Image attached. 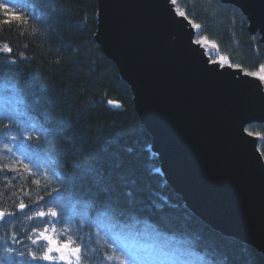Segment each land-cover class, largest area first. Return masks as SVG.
Listing matches in <instances>:
<instances>
[{
    "label": "trees",
    "instance_id": "1",
    "mask_svg": "<svg viewBox=\"0 0 264 264\" xmlns=\"http://www.w3.org/2000/svg\"><path fill=\"white\" fill-rule=\"evenodd\" d=\"M175 4L201 26L196 41L214 42L244 73L260 72L263 46L237 7ZM97 9L96 0H7L0 7V47L12 48L0 54V209L12 213L0 219V264H64L56 254L31 258L47 250L32 240L53 227L56 239L81 248L73 264H264L255 249L194 217L167 184L131 89L96 42ZM34 123L44 135L31 130ZM246 130L259 138L264 158V125ZM93 167L103 175H89ZM101 184L109 195L99 194ZM108 200L122 211H108Z\"/></svg>",
    "mask_w": 264,
    "mask_h": 264
},
{
    "label": "water",
    "instance_id": "2",
    "mask_svg": "<svg viewBox=\"0 0 264 264\" xmlns=\"http://www.w3.org/2000/svg\"><path fill=\"white\" fill-rule=\"evenodd\" d=\"M237 7L264 53V0ZM96 42L130 87L161 173L191 214L264 256V86L211 62L172 0H96ZM214 69V70H213Z\"/></svg>",
    "mask_w": 264,
    "mask_h": 264
},
{
    "label": "snow or ice",
    "instance_id": "3",
    "mask_svg": "<svg viewBox=\"0 0 264 264\" xmlns=\"http://www.w3.org/2000/svg\"><path fill=\"white\" fill-rule=\"evenodd\" d=\"M172 3L175 4L176 0H172ZM0 7L7 9V0H4L3 3H0ZM180 16H185L184 12H179ZM13 18L17 21H21V17L19 15H15V13H13ZM10 21H5V23H8ZM23 23H26L27 20L22 21ZM195 29L199 30L201 28V26L199 24H194L193 25ZM197 44L200 43H204L205 45L207 44H211V47L213 49H215L217 47V45L214 42H208L206 40V38H202L200 40L196 41ZM12 53V48H10L7 44H4L2 47H0V54H10ZM21 56H23V53L20 54ZM10 63L15 64L16 60L12 59L10 61ZM214 63L217 64H225L226 67H232V68H240L241 65H237V64H233L229 61V58L226 56H221L219 58L218 61H214ZM214 70V69H213ZM260 71L264 72V65L260 66ZM245 75H252V76H256L257 73L255 72H245ZM259 79L261 81H264V75L259 76ZM19 102V101H18ZM108 105H113L116 107H119L120 104L117 101H113L111 99H109L107 101ZM25 108H27V105H25ZM32 131H38L41 133V135L45 134V128L42 125L39 124H33V127L31 129ZM251 134V133H249ZM9 151H11V149H9ZM262 167H264V165H262ZM89 175L92 176H102V170L99 167H93L90 172L88 173ZM98 189H99V194L101 195H109L110 194V189L104 185H98ZM127 195H131V191L127 192ZM102 205H106L107 206V210L108 211H113V212H119L122 211V207L118 202L115 201H104L102 202ZM25 207V205L23 203L19 204V208L21 210H23ZM12 215V213H7L5 212L3 209H0V219H3L7 216ZM48 216L52 217V218H56L57 217V212L53 211L51 209L48 210L47 213ZM46 216V213L44 211H40L37 213V217L38 218H44ZM51 223V222H50ZM53 231V235H48V230L47 228H45L44 231H41L38 233V238L37 239H33L32 243L33 244H40L41 241H43V244L47 245V250L44 253V255L42 256H37L35 254H31V258L32 260L36 261V260H44V261H53L55 258L51 255V253L55 252L58 254V259L60 261H67V264H72V257H74L77 261L80 260L81 258V248L74 246V242L69 238V239H65L63 242H61L59 239H56L55 237H57L59 234L56 233L55 228L53 227L52 229ZM31 239V238H30ZM202 259V258H200Z\"/></svg>",
    "mask_w": 264,
    "mask_h": 264
},
{
    "label": "rangeland",
    "instance_id": "4",
    "mask_svg": "<svg viewBox=\"0 0 264 264\" xmlns=\"http://www.w3.org/2000/svg\"><path fill=\"white\" fill-rule=\"evenodd\" d=\"M202 44L204 45V47H205V49H206V51H207V53H208V57L210 58L211 62L214 63V61H218L219 58L221 57V55L219 54L217 48L213 49V48L211 47V44H210V43L207 44V45H205L204 43H202ZM261 75H264V72H261V71L258 72L257 75H256L255 77L259 78V76H261ZM261 82H262V84H263V86H264V81H261ZM48 235L51 236V235H53V234H52V233H48ZM149 246H150L154 251H156V252H158L159 254H161L162 257H163L165 260H167L168 262H170L171 259L166 255L165 252H163V251H158V249H157L156 247H153L152 244H150ZM53 254H56L57 257H58V254H57V253H55V252L51 253V255H53ZM53 256H54V255H53ZM71 259H72V264H73V262L75 263V262L77 261L74 257H72ZM56 260H59V259H56ZM58 263H64V264H67V261H60V260H59Z\"/></svg>",
    "mask_w": 264,
    "mask_h": 264
}]
</instances>
